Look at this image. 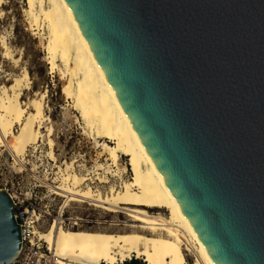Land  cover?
Returning a JSON list of instances; mask_svg holds the SVG:
<instances>
[{"label": "water", "instance_id": "obj_1", "mask_svg": "<svg viewBox=\"0 0 264 264\" xmlns=\"http://www.w3.org/2000/svg\"><path fill=\"white\" fill-rule=\"evenodd\" d=\"M215 264H264V0H65ZM0 189V264L22 244Z\"/></svg>", "mask_w": 264, "mask_h": 264}, {"label": "bare ground", "instance_id": "obj_2", "mask_svg": "<svg viewBox=\"0 0 264 264\" xmlns=\"http://www.w3.org/2000/svg\"><path fill=\"white\" fill-rule=\"evenodd\" d=\"M27 2L26 13L36 33L42 35L44 28H48L46 47L51 72L62 62L65 68L60 69L61 74L68 79L63 94L81 112L90 138L108 155L105 163L94 165V173L100 182H109L108 175L99 173L103 171L117 176L120 183L110 185L106 193L95 190L87 183L91 180L88 174L82 171H88L85 164L77 171L78 159L65 160L57 166L59 170L52 182L55 185L36 174L37 165L28 169L29 148L39 151L44 136L41 129L49 118L45 111L46 92H36L27 102L22 101L25 91L32 89L30 73L25 67L12 75L10 86L0 88V149L13 158L15 166L22 171L27 169L41 185L51 188L53 194L63 196L67 202L87 200L96 208L126 212L131 221L125 230L108 232L66 229L59 217L39 235L55 250L61 264H117L133 256L143 259L145 264H191L187 257L193 258L192 264H215L154 165L65 0ZM0 44L4 58L19 65L20 60L15 58L5 36L0 38ZM46 132L48 156L58 162L53 127L49 126ZM122 157L128 158L132 173L129 179L123 178L126 167L114 169Z\"/></svg>", "mask_w": 264, "mask_h": 264}, {"label": "rangeland", "instance_id": "obj_3", "mask_svg": "<svg viewBox=\"0 0 264 264\" xmlns=\"http://www.w3.org/2000/svg\"><path fill=\"white\" fill-rule=\"evenodd\" d=\"M28 7L27 0H2L0 4V38L5 36L10 46L13 49L15 58H18L19 65H15L12 61L4 58L3 49L0 44V88L3 85L10 86L12 84V75L19 74L20 69L25 67L29 70L32 89L26 90L22 96V101L27 102L29 98H33L36 92H46L45 97V111L49 120L44 123L43 128V142H40L38 152H33V148H29V156L26 160L28 169L33 168V164L37 165V175L48 178L47 182L55 185L53 178L59 170L58 165H61L65 160L78 159L76 164L77 171L80 172V165L85 164L88 171L82 170L84 174H88V184L96 190L99 189L106 193L108 187L113 184L119 186V178L114 177L113 174L108 175V183L100 182L96 173H94V165L105 163L107 158L106 150L99 146L93 139L90 138L89 130L86 127L84 120L81 117V112L74 109L72 99H68L63 94V87L68 82V79L63 77L60 69H64L62 62L59 63V68L52 73L51 65L48 64L47 43H48V28L47 26L40 35L36 33V27L29 19L26 9ZM43 26L41 27V29ZM71 102V103H70ZM52 126L54 133L52 139L55 142V153L58 162H53L48 156L49 147L47 145L48 135L46 129ZM18 130V127L16 128ZM112 144L109 140H106ZM34 154V155H33ZM82 157V158H81ZM122 162V163H120ZM116 168L122 169L126 167L123 173L124 179H129L132 176L128 164V158L122 157ZM57 164V165H56ZM79 166V167H78ZM81 171V173H83ZM93 171V172H92ZM34 179L27 169L18 168L13 162V158L5 155L0 149V189L9 190L15 196L16 201H23L32 199L44 213L41 221L44 223L45 231L50 224L59 217L66 222V229H72L69 225L72 221H78V225L73 229L79 230H101L108 232H117L127 229L130 217L126 212L114 213L96 208L90 205V202H70L66 201L63 196L53 194L51 188ZM39 211V210H38ZM153 213L158 210H149ZM163 213L167 214L164 210ZM49 214V215H48ZM82 219V220H80ZM93 220L87 223L86 220ZM100 220V223H96ZM58 222V221H57ZM126 225V226H125ZM137 260L139 264H145L143 259L132 257L125 262H118L117 264L130 263ZM189 263H193L192 257H187Z\"/></svg>", "mask_w": 264, "mask_h": 264}, {"label": "built area", "instance_id": "obj_4", "mask_svg": "<svg viewBox=\"0 0 264 264\" xmlns=\"http://www.w3.org/2000/svg\"><path fill=\"white\" fill-rule=\"evenodd\" d=\"M7 192L10 193L9 190ZM13 201L16 209L22 208L23 210L22 212L18 211L15 215L21 221L22 244L12 264H61L55 250L39 235V232L44 229V223L41 221V217H44L45 212H42L36 207L35 201L32 199L16 201L14 198ZM86 222L90 223L93 220H86ZM95 222L100 223L101 221L96 220ZM70 223L71 225L69 226L72 229L79 226L77 220ZM60 224L62 227L64 225L68 227L63 218Z\"/></svg>", "mask_w": 264, "mask_h": 264}, {"label": "trees", "instance_id": "obj_5", "mask_svg": "<svg viewBox=\"0 0 264 264\" xmlns=\"http://www.w3.org/2000/svg\"><path fill=\"white\" fill-rule=\"evenodd\" d=\"M145 263V262H144ZM126 264H139V262L137 260H133L130 263H126Z\"/></svg>", "mask_w": 264, "mask_h": 264}]
</instances>
